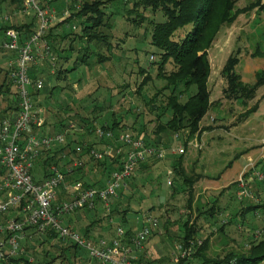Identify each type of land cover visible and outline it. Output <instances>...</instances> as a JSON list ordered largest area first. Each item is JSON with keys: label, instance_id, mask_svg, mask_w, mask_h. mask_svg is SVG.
Listing matches in <instances>:
<instances>
[{"label": "trees", "instance_id": "obj_1", "mask_svg": "<svg viewBox=\"0 0 264 264\" xmlns=\"http://www.w3.org/2000/svg\"><path fill=\"white\" fill-rule=\"evenodd\" d=\"M236 1L237 0H73L69 4L71 9L70 14L53 26L62 25L65 21L77 18V30H73L71 26L68 29L62 27L61 30L59 29L54 33L52 31L53 28H50L44 37L48 39L51 49L53 52L55 51L57 53L59 58H66L70 53H61V49H57V38H68L69 41L74 42L75 40H83V44H81L78 49H76L77 46L75 43L74 45H72L71 42L68 44L67 50H71V52L75 50L76 52L74 63L71 66L68 65V63L63 65L56 59L54 71L51 72L49 63L44 59H40L38 63H32L29 71V75L32 78L40 76L44 79V74L47 71L48 78L50 79L55 78L57 81L66 80L68 72L75 69L78 64H83L88 70L92 67L93 61L102 63L105 60L111 59L113 53L112 48L116 46L117 48L123 49V43L126 41L125 37L115 40V38H111V32H108L114 25L115 16L124 18L133 28H141L144 32L146 31L145 34L148 32V41L155 46V50H149L147 65L141 64L137 56L134 57L137 72L141 76V79L137 82L135 93H137L138 96L135 101L128 98V92L125 91L126 88L129 87L128 80L123 81L122 79L120 82L117 81V83L111 87L112 89H116L114 93L116 95V100L118 99L119 93L123 99L127 98V110H125V112H132L133 115V117L129 116L130 118H128V121H123L122 117H124V113L119 112L121 115H119V113L116 114L113 108L115 102L110 103L109 101L107 103L105 100L103 106L99 104L92 106L90 99L88 103H84L86 107H90L87 114H82L77 111L71 112V106L66 103L64 104L65 106H62L65 108L64 111L66 113L64 114L63 111H60L62 117H53V119L52 117H45L43 124L39 127L40 132L48 133L62 130L68 123L67 119L79 117L78 123L85 129V132L93 131L95 133L94 135H97L95 132V128L98 126L97 119L105 115V118L99 121L102 128L111 129L115 135L125 126L129 127L130 130L137 135H143L141 132L143 131L148 134V136L143 135L145 142L151 145L159 146L161 143L165 145V147H170L171 145L169 144H171L170 142H172L174 138H172L174 133L184 128L188 129L190 136L195 133L200 135L204 130V127L200 125V121L211 102L210 89L207 85L210 73L208 48L222 25L233 22L240 12L249 10L253 8L256 3H260V0H256L242 7H237ZM3 2L21 8L22 0H0V5ZM65 2L66 0L52 1L59 12L65 7ZM76 2L79 3L78 6H76ZM105 7H108L110 11L106 12ZM147 8L151 11L159 10L162 18L155 19L153 16L149 17L144 11ZM25 16L27 17L26 19L19 18L16 22H9L5 19L0 23V30L5 32L8 27H14L19 31L20 40L24 37H29L37 28V20L34 13L26 14ZM144 21L149 24L148 28H146L147 25H144ZM187 25L190 26L186 28ZM113 39L116 42H114L115 44L113 43ZM130 48H132L134 52H137L136 48ZM239 52L240 47L237 46L229 53L221 67V73L226 79V85L223 88L224 95L228 98L240 99L241 102L244 103L246 99L255 95L260 85L264 84V67L256 70L254 82L248 83L244 81L241 75L235 70V66L239 62ZM259 52L262 53L260 49H256L254 53L257 54ZM150 55H152V57H150ZM2 76L0 94L10 91V84L13 85L8 69L5 71L2 70ZM153 77L162 80L163 83L158 86L152 94L142 92V87L147 81L152 80ZM193 84L195 85V90L191 91L190 87ZM63 86L64 85H59L58 83L53 84L51 88L47 90L46 94L42 92L41 88H32V98L33 100H37L34 101L35 106L46 103L44 100L41 101L38 99L39 94L43 93V96L50 97V93H52L54 89L57 87L63 88ZM14 93L16 94V90H14ZM160 94L163 95L162 98L158 97ZM72 100L74 99H71L69 103H72ZM12 101L13 104H8L0 111V117L10 115L19 108L17 96L12 97ZM118 103L120 106L121 102L118 101ZM255 108L256 103L246 108L243 116H246ZM107 110L111 111L110 114L106 115L103 111ZM146 114H150L148 119H144L146 118ZM137 117H140V119H136ZM151 122L153 123L152 128L148 130L147 126ZM50 126H52V128H50ZM149 133H151L152 136H150ZM67 136L70 137L71 135L67 133ZM79 137H81V135L78 137L71 136L63 144L50 147L46 149L44 153L40 154V156L35 159L31 168L33 177L38 180L44 175H47L49 173V165L54 163L64 172L66 182L73 183L81 181L82 187L102 186L106 178L110 175V172L119 166L120 155H116L115 157L104 156L99 159L89 155L88 150L92 146L97 149H102L107 144L116 146L121 143L114 138L106 136H98L97 140L85 142ZM176 140L177 142H185V140L181 138ZM76 145L81 146V151L77 152L75 149ZM64 151L67 154L63 156L62 153ZM167 154L170 165V169H168L173 177V184L171 185L172 193L177 192V190L186 191L188 194L187 207L190 209L191 201L194 196V183L202 174L200 172L195 173L193 171L189 173L187 171L184 163L185 153L167 151L165 156ZM77 156L81 157L82 164L70 170H66L70 160ZM91 159L95 160L96 165H98L100 176L89 181L86 177L85 167ZM159 159L162 158L154 154L146 156L145 159L137 163L126 181L133 177L132 174L136 170L142 171L155 164ZM58 189L64 192V184L61 183ZM126 189L127 186L125 185L118 190L117 195L113 198L114 201H111L112 206L109 207V209H106L100 199H96L93 208L85 206L83 209L84 211H88L101 207L106 209V218H110L114 215L118 216V222L112 223L111 225L115 226V232L118 225L123 226L125 229L123 236L124 241L130 243V235L133 233V228L131 225H126L127 213L129 211L137 213L138 208L133 210L131 195H128V197L126 195V205L122 207V209L119 208L120 197L127 192ZM61 198L60 196L58 197V199ZM261 205H264V203ZM253 207L255 206L247 205L243 209L239 208L236 212L245 213L246 210ZM219 208L220 206L217 203V199L214 198L210 206L199 212L213 216ZM229 220H233V217ZM94 221L80 227L81 232L85 235H89L90 226ZM224 225L225 223L219 224L217 229L219 231L223 230ZM181 226L183 227V233L180 234V240L184 243H187L188 239L195 237L199 230V226L196 225L195 221L190 220L189 216L181 222ZM150 234L148 236H150ZM46 236L48 237L40 239L41 242L50 240L49 245L55 247L54 251H51L48 247H42L38 250L42 256H38L37 259L32 262L29 261L26 256L28 248L25 246V253L14 259L16 263L51 264L59 256L62 260L69 259L70 254L76 256L78 252H81V248L76 244H62L54 233H49ZM208 241L209 238L207 236L204 237L202 243L198 245L192 253L194 257L201 260L202 264H264V237L251 240L248 247L242 249L228 248L223 254L217 253L213 255H208L206 253ZM50 251L52 253H50ZM152 260L147 261V263L152 264ZM185 260L186 259H181V261Z\"/></svg>", "mask_w": 264, "mask_h": 264}, {"label": "rangeland", "instance_id": "obj_2", "mask_svg": "<svg viewBox=\"0 0 264 264\" xmlns=\"http://www.w3.org/2000/svg\"><path fill=\"white\" fill-rule=\"evenodd\" d=\"M73 0H66V5ZM256 0H237L236 6L242 7L255 2ZM78 5L79 3L76 2ZM110 4V3H108ZM107 4V5H108ZM70 9V8H69ZM106 12L110 9L105 7ZM71 11V9H70ZM149 17L153 16L155 19L162 18L161 12L151 11L149 8L144 10ZM121 14V13H120ZM117 14V15H120ZM20 7L13 6L9 3L3 2L0 5V23L5 19L9 22H16L17 19H26ZM113 27L108 30L111 32L112 37L120 39L126 38L123 43L124 48H117L114 46L116 43L113 39L112 58L103 61L102 63H96L93 61L92 67L86 69L83 64L68 72L66 80L57 81L55 78H48V72L44 74V85L41 87L42 92L46 94L47 90L51 88L53 84L58 83L64 85L63 88H56L50 97L43 96V93L38 95L39 100H44L46 103L39 104L41 114L46 117H62L60 111L66 113L62 106L68 103L71 106V112L77 111L82 114H87L90 107H86L84 103H88L91 99V104H99L103 106L104 101L108 103L115 102L114 110L116 114L119 112L124 113L122 117L123 121H128V118L133 117L132 112H125L127 110L126 99H123L118 94L116 100V89L111 87L120 80H128L129 87L125 91L128 92V98L136 100L138 94L136 92L137 82L141 79V76L137 72V67L134 62V57L137 56L140 63L143 65L148 64L149 50H155V46L148 41V32H145L141 28H133V26L124 18L115 16V22ZM144 25L149 27V24L144 21ZM74 24V27L72 25ZM72 27L73 30L78 28V20L71 19L65 21L62 25L53 26V32L61 30L62 27ZM190 25H187L188 28ZM127 31V32H126ZM128 34V35H127ZM5 32L0 30V44L4 38ZM76 44V49L83 44V40L69 41L68 38H57V49H61V53L69 52V56L66 58H59L54 51L56 59L63 65H72L76 57L75 50H67L68 44ZM237 46L240 47L239 62L235 66L236 72L241 75V78L252 83L255 80V72L257 69L264 67V0H260V3H256L255 6L244 12H240L236 19L221 26L212 44L208 48V58L210 62V73L207 80L208 88L210 89V105L200 121V125L204 127L200 137L204 141L202 148H192L188 146L184 155V163L187 171L200 172L202 175L194 183V196L191 201V208L187 207V192L177 190L172 193L173 177L170 173V165L168 162V154L162 159H159L152 166L143 169L142 171H135L129 180L126 181V193L120 197V206L122 208L126 205V195H131L133 210L138 208V216L142 217L143 223L146 221V216L158 218V226L152 231L149 237L155 239H166L167 244H172L171 253L164 257L165 264H174L172 260V251L175 242H180V234L183 233V227L181 222L189 216L190 220L195 221L199 226L197 236L204 238L208 237V249L207 254H223L228 248L242 249L245 247V242L250 240V236L247 231L243 230L237 225L241 223L248 227L257 226L262 223L261 215L264 214V207L258 209L256 215L253 208H249L245 213H237L236 210L242 208L243 204H251L254 201L250 197H244L241 201L236 198L234 184L236 177L242 168L244 162L249 155H256L259 152L261 139L264 138V84L260 85L255 95L251 98L241 102L240 99L228 98L223 93V88L226 85L225 76L221 73V67L231 51ZM130 47L136 48L137 52ZM63 49V50H62ZM260 49L262 51L255 54V50ZM77 51V50H76ZM1 55V54H0ZM119 57V58H118ZM156 57V55H155ZM118 58V59H117ZM55 59V60H56ZM2 64V63H0ZM2 70L6 69V64L1 65ZM2 71L0 69V82L2 81ZM163 83L162 80L153 77L152 80L142 87V92H148L152 94L154 90ZM14 86V85H13ZM110 87V88H109ZM112 89V90H111ZM15 87L10 84V91L0 94V111L8 104H13L12 97H16L14 93ZM190 90H195V85H191ZM44 97V98H43ZM72 97V98H71ZM158 97L162 98L163 95ZM48 98V100H47ZM71 99L73 102H71ZM33 101H37L36 99ZM43 101V102H44ZM119 102H121L119 106ZM256 103V108L243 116L246 108ZM82 105V107H81ZM84 105V106H83ZM63 108V110H62ZM106 108V107H105ZM68 110V109H66ZM111 110L103 111L104 114H110ZM121 115V113H119ZM130 116V117H129ZM150 114H146V118ZM211 116L213 119L211 120ZM105 115L100 116L97 119L103 120ZM136 119H140L137 117ZM68 123L65 127L73 125L68 129V133L73 137L81 135L83 142L97 140L98 135H94L93 131L85 132V129L81 127L79 117L67 119ZM50 121V120H49ZM153 123L148 124L147 128L150 130ZM97 126V125H96ZM210 126V127H207ZM64 127V128H65ZM52 128V126H50ZM128 128L129 127H124ZM147 130V131H148ZM144 136H148L145 132L141 131ZM150 132V131H149ZM152 136L151 133H149ZM70 136V137H71ZM65 137V141L70 138ZM148 138V137H147ZM173 138V136H172ZM173 138L170 142L171 146L176 145L177 140ZM64 141V142H65ZM156 146V145H155ZM159 146L165 147L161 144ZM169 151V150H168ZM91 168V169H89ZM98 165L95 160H90L85 167L87 179L89 181L100 176L98 171ZM169 168V169H168ZM168 179L171 183H168ZM234 182V183H233ZM57 189V197L65 198L69 194L67 192ZM60 193V194H59ZM216 198L220 208L213 216L200 213V210H204L212 203V200ZM114 201V200H113ZM112 201V202H113ZM116 205V204H115ZM112 206L110 203L109 207ZM106 210V209H105ZM108 211V210H107ZM144 212L141 214V212ZM236 212V213H235ZM135 212L132 211V215ZM228 214L233 217L225 223L224 231L230 238L227 245H218V240L222 232L216 230L215 227L219 226L220 219ZM130 215V216H132ZM146 215V216H144ZM118 218L115 221L118 222ZM142 223V224H143ZM81 232V231H80ZM156 234V235H155ZM159 236V237H158ZM48 237L39 231L33 230L29 234V237L25 240L24 244L27 246V256L33 257L32 262L37 259L38 256H42L38 250L42 247L50 248L54 251V246L49 245L50 240L41 242L40 239ZM160 244V241H158ZM50 251V253H52ZM168 253V252H167ZM165 253V254H167ZM69 259H61L57 257L51 264H87L88 259L83 255V251L78 255L73 256L70 254ZM90 260V259H89ZM145 261V260H143ZM168 262V263H167ZM184 264H202L201 260L193 255H190Z\"/></svg>", "mask_w": 264, "mask_h": 264}, {"label": "built area", "instance_id": "obj_3", "mask_svg": "<svg viewBox=\"0 0 264 264\" xmlns=\"http://www.w3.org/2000/svg\"><path fill=\"white\" fill-rule=\"evenodd\" d=\"M53 0H22L21 11L24 14L34 13L37 20L36 30L20 40L19 31L14 27L5 30V37L0 46L7 52L13 53L8 67L9 75L16 90L19 108L10 115L0 117V264H21L14 259L25 253V240L33 230L45 236L54 233L62 244H76L85 257L97 259L104 264H148L138 258L135 251L141 247L150 232L157 228L158 218L146 215V221L133 230L130 243L124 241L125 229L116 227L115 235L110 237H91L80 232L64 220L66 214L83 207L93 208L96 199H100L106 209L118 190L124 187L126 179L131 175L140 160L150 154L159 158L167 151L186 153L188 146L202 148L203 139L195 133L190 136L187 128L176 131L175 139H183L170 147L147 144L144 136L135 134L128 128L120 129L115 135L111 129L100 125L95 128L96 134L114 138L120 145L107 144L102 149L90 147L88 154L95 158L104 156H119V166L110 172L102 186L82 187L81 181L69 183L65 181L64 172L54 163L49 165V173L40 179H35L31 168L36 158L46 149L63 144L69 125L62 130L41 133L39 127L45 117L40 113L41 108L35 106L31 89L41 88L44 79L40 76L32 78L29 75L32 63L36 59H44L49 63L50 71L55 68L53 50L44 35L52 26L70 14V7L65 5L59 12ZM78 6V5H76ZM74 27V24L72 25ZM152 57V55H150ZM213 116H211V120ZM77 152L81 146L76 145ZM65 151L62 153L64 156ZM82 164L81 157L70 160L66 170ZM235 194L238 200L250 197L255 207V214L264 203V138L261 139L259 152L249 155L234 181ZM70 191L65 198L58 199L57 189L60 184ZM168 183L171 180L168 179ZM231 216L225 214L220 224L230 221ZM247 231L250 240L264 237V223L251 228L237 223ZM218 230L217 227L214 228ZM203 238L195 237L174 243L172 260L174 264H184L181 259H187L202 243ZM27 256V254H26ZM29 261L33 257L27 256Z\"/></svg>", "mask_w": 264, "mask_h": 264}, {"label": "crops", "instance_id": "obj_4", "mask_svg": "<svg viewBox=\"0 0 264 264\" xmlns=\"http://www.w3.org/2000/svg\"><path fill=\"white\" fill-rule=\"evenodd\" d=\"M5 37V35H4ZM4 39V38H3ZM2 39V40H3ZM0 63H2L3 65L6 64L7 68L4 69L3 71L7 70L9 65H10V61L13 58V53L12 52H7L6 50H4L1 46H0ZM40 61V59H36L34 63H38ZM0 64V69L2 71L1 65ZM3 78V76H2ZM1 78V79H2ZM13 87V85H12ZM64 192H67L68 194H70V191L68 189H65ZM254 204V203H252ZM241 205H243L242 209L244 207H246L247 205L250 204H243L241 203ZM261 208L264 207V205H260ZM189 208V207H188ZM122 209V208H120ZM119 209V210H120ZM144 212L142 211L141 214H143ZM106 211L104 208L99 207V209H93V210H88V211H84V209H78L75 210L73 212H70L68 214L65 215L64 220L69 223L71 226H73L74 228H76L77 230H80V227L85 226L86 224L94 221L93 224L90 226V233L89 236L91 237H99V236H106V237H110L112 235H114L115 233V226L111 225L112 223H116L115 218L118 216H111L110 218H106L105 216ZM132 211H129L127 213V223L126 225H131L133 230L135 228H138L142 225L143 221H142V217L138 216V214H133L132 216ZM261 220L262 223H264V214L261 215ZM225 229V227H224ZM221 230L220 232V239L218 240V245L225 244L227 245L228 241L230 240L228 234L226 232ZM219 231V230H218ZM156 235V234H155ZM155 237V236H153ZM153 237H147V239L144 241L143 245L139 248L136 249L135 253L138 256L139 259L141 260H145L146 262L149 260H152V264H165V259L164 257H168L167 255H169L171 253V249H172V244H167L166 243V239L163 240L161 242L162 239L158 238L155 239ZM159 237V236H158ZM160 241V244L159 242ZM82 251V249H81ZM168 252V253H167ZM167 253V254H165ZM84 255V254H83ZM168 263V262H167ZM87 264H104L101 263L100 261H98L97 259H88V263Z\"/></svg>", "mask_w": 264, "mask_h": 264}]
</instances>
